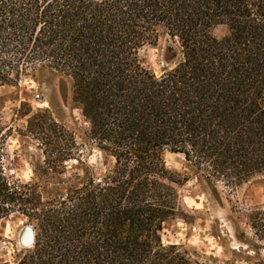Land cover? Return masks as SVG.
I'll use <instances>...</instances> for the list:
<instances>
[{
  "label": "trees",
  "instance_id": "obj_1",
  "mask_svg": "<svg viewBox=\"0 0 264 264\" xmlns=\"http://www.w3.org/2000/svg\"><path fill=\"white\" fill-rule=\"evenodd\" d=\"M162 38L178 59L157 75L141 51ZM42 69L72 81L105 170L92 174L75 133L40 111L26 127L43 154L38 179L15 178L13 130L0 123V241L13 214L34 232L16 264H230L163 243L188 179L165 154L214 189L264 176V0H0V90ZM72 160L82 173L49 187ZM245 216L264 248V208Z\"/></svg>",
  "mask_w": 264,
  "mask_h": 264
},
{
  "label": "rangeland",
  "instance_id": "obj_2",
  "mask_svg": "<svg viewBox=\"0 0 264 264\" xmlns=\"http://www.w3.org/2000/svg\"><path fill=\"white\" fill-rule=\"evenodd\" d=\"M226 33L225 26L214 30L218 38ZM171 46L162 38L157 45L144 47L141 51L144 65L157 75L173 67L178 58ZM40 111H47L55 121L75 133L78 143L82 144L79 158L90 167L92 174L100 176L105 170V158L99 149L84 141L89 125L74 101L72 81L48 69L29 72L18 86L0 90V123L13 130L8 139L12 159L10 175L26 182L39 176L43 154L36 140L27 135L26 127L28 119ZM165 160L172 172L188 178L177 186L180 214L164 226L162 240L165 245H180L197 257H214L221 263L247 264L264 257L263 244L255 241L245 216L251 209L264 208V176L254 177L233 191L221 182L214 189L202 173L189 166L184 155L167 152ZM66 165L67 172L49 181V187L61 191L68 177L82 173L77 160ZM45 181L46 178L42 182ZM26 226L27 220L18 213L3 221L0 252L10 264H16L20 251L25 248L20 244V235Z\"/></svg>",
  "mask_w": 264,
  "mask_h": 264
},
{
  "label": "water",
  "instance_id": "obj_3",
  "mask_svg": "<svg viewBox=\"0 0 264 264\" xmlns=\"http://www.w3.org/2000/svg\"><path fill=\"white\" fill-rule=\"evenodd\" d=\"M34 241V232L32 227L26 226L20 235V244L22 247H30Z\"/></svg>",
  "mask_w": 264,
  "mask_h": 264
}]
</instances>
